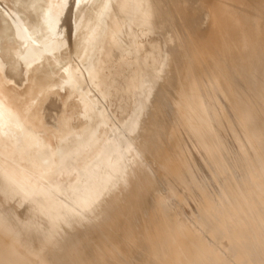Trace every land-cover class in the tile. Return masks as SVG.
I'll return each instance as SVG.
<instances>
[{"label": "bare ground", "instance_id": "6f19581e", "mask_svg": "<svg viewBox=\"0 0 264 264\" xmlns=\"http://www.w3.org/2000/svg\"><path fill=\"white\" fill-rule=\"evenodd\" d=\"M227 249L264 264V0H0V264Z\"/></svg>", "mask_w": 264, "mask_h": 264}, {"label": "rangeland", "instance_id": "374dc122", "mask_svg": "<svg viewBox=\"0 0 264 264\" xmlns=\"http://www.w3.org/2000/svg\"><path fill=\"white\" fill-rule=\"evenodd\" d=\"M206 15V13L205 12H203V13H201V16H205ZM70 18H69V16H67V19H66V28L68 29L67 31L68 32H70ZM68 26H69V28H68ZM143 43L146 45V49H148V53L150 54L151 52H153V53H155V49L158 47V50L162 53L163 51H164V44H163V42H162V39L159 37V36H153V35H147V34H145V35H143ZM155 44V45H154ZM153 45V46H152ZM153 48V49H152ZM151 52H150V51ZM144 53H145V51H144ZM153 53H151V54H153ZM150 60V58L148 59V61ZM205 65L203 64V67H204ZM142 69V66L141 65H138L137 66V70H141ZM209 77H210V75H209ZM231 83H232V85H237L238 83H239V77H236L235 79H233L232 81H231ZM132 87H133V85L132 84H129L127 87H126V89H125V91H124V94H125V96L126 97H129L130 98V100H127V98H124L125 100H120V102H121V104L122 105H127V106H130L131 105V93H132ZM112 94H113V92H112ZM126 101V102H125ZM119 97L118 96H114V95H111L110 96V98L108 99V105H109V111H110V113H111V115L114 117V118H116V120L117 119H121L125 114H128L129 112H130V108L129 107H127L126 108V110H125V113L124 114H122V111L120 110V108H119ZM48 103V102H47ZM254 107H255V109H259V104L258 103H254ZM50 112V111H49ZM46 113H48V111H46L45 112V115H46ZM49 114H51V113H49ZM73 114H75L74 113V111H73V108L70 106L68 109H67V116H71V115H73ZM48 116V117H47ZM50 116L51 115H46V120H49L50 122L52 121L51 119H50ZM49 118V119H48ZM75 123H77V122H75ZM245 176L243 175L242 177H241V179L242 178H244ZM31 179H32V181H34V182H39L40 181V179H39V177H37V176H35V175H32L31 176ZM245 179V178H244ZM243 179V180H244ZM172 199H174V197H171V198H169L168 199V203L170 204V202H171V204L172 203H176V202H178V199H175L174 200V202H173V200ZM177 200V201H176ZM177 204V203H176ZM179 207H184V205H186L185 203L184 204H182L183 206H180V204H177ZM186 209L187 210H191V209H193V204L192 203H188L187 205H186ZM189 221V219L187 220V222ZM192 223H193V225H192ZM188 224L189 225H191V226H194L195 227V224H194V221L192 220L191 221V219H190V223L188 222ZM198 226H196V228H197ZM199 228V227H198ZM197 228V229H198ZM200 232H202V230H203V234L204 235H206V233H205V230L203 229V228H201L200 227V229H198ZM231 232V231H230ZM222 236V235H221ZM221 236H219V237H217L216 239H215V242L213 243V245H214V247H216L217 246V248L221 245V247H219L220 249H223L222 247L225 245V242L227 241L226 239H227V237L225 236V235H223L222 237ZM206 237H208L207 235H206ZM226 237V238H225ZM218 239V240H217ZM223 239V240H222ZM220 244V245H219ZM240 248H238V250H239ZM228 250V251H227ZM227 250H223L224 252H223V255L225 254V256H226V258H228V261L231 263V264H253L252 263V260H250V258H246L245 260L244 259H242V260H240L239 258V260L238 259H231V258H229V257H227V253L230 251V253L232 252V249H227ZM227 251V252H226ZM229 253V254H230ZM228 254V255H229ZM230 259V260H229ZM236 260H238V261H236ZM233 261H235V262H233ZM237 262V263H236Z\"/></svg>", "mask_w": 264, "mask_h": 264}]
</instances>
